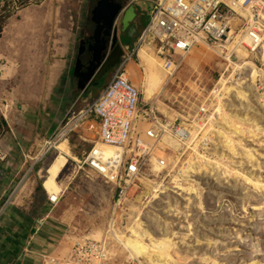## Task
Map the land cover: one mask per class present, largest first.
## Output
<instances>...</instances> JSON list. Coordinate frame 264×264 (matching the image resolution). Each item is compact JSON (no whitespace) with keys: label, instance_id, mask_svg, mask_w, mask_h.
Here are the masks:
<instances>
[{"label":"rangeland","instance_id":"rangeland-1","mask_svg":"<svg viewBox=\"0 0 264 264\" xmlns=\"http://www.w3.org/2000/svg\"><path fill=\"white\" fill-rule=\"evenodd\" d=\"M77 1L81 2L80 0ZM14 2L17 4L15 5ZM19 2H21V4ZM43 2L44 0H0V25L3 24L8 17L16 15L23 8L32 5H41ZM90 3L91 0H88L87 2L85 0L83 3L84 7H86L85 17L87 16L88 8L92 4ZM79 9V12L76 13V9L71 8L74 18L76 15H79L82 6ZM73 21H75V19ZM74 23L75 27L78 26L77 22ZM143 29L136 36L129 49L126 48V52H130L136 46L137 48L140 46L138 44L139 37L141 36ZM74 34L75 30L73 32V38H75ZM73 44L74 41L72 42V46ZM229 45H231V53L233 46L236 44L230 42ZM226 54L223 53L221 55L215 49H211L204 45H198L195 46L192 52L184 59L179 69H170V71L175 73V76L169 83L168 94L170 95V98L168 100L166 99L165 103L174 108V110L178 111L181 115L183 114L182 118L180 116V118L177 119L178 123H182L183 119H186V121H183L186 124H189L192 120H195V114H199L201 107L204 105L203 103L207 102V104H209L208 102L210 101L208 100L212 98L211 90L214 89L217 84H219L220 78L223 74H225V76H227L226 78L230 79L231 81L237 76L234 74L233 77H231L233 69L230 70L231 72H226L225 67H227L228 61L225 59V57H223ZM236 54L238 55L236 56ZM256 54V52H251L246 48H242L238 49L237 53L231 56V60L243 63L247 62V68L244 71L246 72V77L249 80L246 81L245 90L247 93H249L248 97L251 98L250 100H247L245 96L242 97L241 94L237 95L235 92H233L231 96H227V102L230 103L229 105L233 108L237 107V105L242 110H244L243 107H249L248 110L256 111L260 114H263L264 116V108L260 107L261 98L264 95V74L261 72L259 73L258 71V67H263L261 60L263 56L262 52L258 53V58L256 57ZM162 63L165 66L163 59ZM131 64L135 65L134 69L138 73L136 76L134 72L131 76L136 78L135 82L137 84L141 83L144 72L143 68L138 65L139 62L137 53L133 55L127 66V69L128 67L130 68ZM117 67L105 83V86L98 88L100 93L112 79ZM70 79H72V76ZM71 85L76 91L75 78L73 79ZM141 87L142 84L138 86L140 90H142ZM220 91L221 90H218V92ZM75 96L76 95L72 96L73 99L69 98V100H64L61 99L62 96L57 94L56 96H53L52 102L47 101V104H49V102L51 104L45 109L50 110L49 113L52 116L53 124L51 133L47 136L48 142L46 143L45 147L48 148L49 154L43 162V170L41 171L40 179L32 181L33 184H31V186L35 185L36 188H41L43 177L46 175L47 169L49 167H47L46 171L44 170L45 161L55 150L57 152L59 151L56 146L61 142L62 139L65 138L68 140L69 147L71 149L68 148L67 150L69 153L66 155L69 161L64 168V171H62L63 173H61L59 177L60 181L65 179L67 181L63 186V192L60 195L59 202L54 205L49 204L47 212L43 213L38 218L37 225L39 226V234L36 236V241H33L34 246L31 244V246L26 249L28 253L25 252L28 254L26 255L27 257L33 256L37 263H39L41 258L40 254H54L58 255V257L68 256L73 244L78 241L76 240L78 239V234L87 235L90 233L89 231H92L98 227L99 229H102V227L104 229H108L109 223L112 222V219H114L117 229L119 231H124L126 225L131 221L129 219H132V217L135 215L133 207H131L133 205L132 202H135V205L140 203L139 201H136V196L144 188H149L148 184L152 182L150 181V183H145L142 179L140 184L137 183L138 185L136 186L131 185L130 189L126 193L127 195L120 197L118 195V189L116 185L114 187L110 186L111 182L100 173L92 170L94 172V176L96 177H94V179H92V177L86 173V171L91 169L87 166H82V160L84 158L83 155L88 152L95 143H99L96 131L88 130L85 124L79 125L69 134V136L63 135L61 139L57 136V133L62 129L63 126H73L74 117L77 118L81 110H84L87 105L97 97L95 92H86V95L83 97L84 103H82L81 100L76 103ZM142 98L145 102L143 94ZM151 102L154 104V101L151 100ZM45 103L46 102L41 101H28L25 103L17 101L15 102L14 110L16 111L17 117L21 119L19 116L23 110L27 112V116L36 115L37 113L44 110V106L46 105ZM156 105V107L159 109L157 103ZM207 108L209 109V105ZM221 112L223 114H221ZM221 112L218 110L216 111V116L218 117L217 119L220 120L221 123L223 121H226V124H229L227 122L232 123L233 119L228 116L226 117L227 114L225 111ZM208 114H211V112ZM205 117L206 118L204 119L203 123L205 124L204 126L207 125V129L209 124L207 123L208 119L206 115ZM91 119L92 118H89L88 120ZM28 122L29 124L33 123L31 127H36L35 124L37 125V123L34 124V121L33 119L31 120V118ZM213 127L215 129L218 128V132H214L213 136L216 139V142L212 141L210 145H207L208 147L213 148L211 151L212 153L207 155L209 160L206 164H202L200 162H197L198 164H196V167H200V172L196 177L199 178L200 181H203L207 197L205 196L206 193H204L201 198L196 194L186 193H183L182 195L180 194L179 196V194L171 191L173 190V186L170 176L167 178L164 177L163 182L169 190L161 194L159 199L152 202L151 206L145 209L144 219L150 223L152 230L157 235H161L163 233L164 235L172 234L173 236L177 235L179 237L190 234V240L182 238L180 239V237L176 238V240L179 241L178 248L180 251L178 252L183 254L180 257V260L190 261V264H208L206 262L204 263L205 260L202 259L204 256L211 259H218L220 261L225 260L227 261V264H233V261H230L231 258L237 259V261H245L253 257V255L264 259V191L260 193H255L254 191L253 193L251 187L241 178H234L231 180L227 176L229 179V181H227L228 179L225 177V173L220 166L224 159V154L227 153V155H229V152L226 151V135H224V129L221 130L222 127L220 125ZM203 132V130L201 132H196L197 140L207 143L206 140H203ZM262 140V144H264V138ZM247 141L249 144H255L259 140H255L253 137H251V139H248ZM171 145L173 146L171 148L174 150H171L170 147L167 148L166 146L165 152L168 155L173 153L174 155L171 158L173 160L178 156V152L175 149V146L173 144ZM36 151L38 152V150ZM36 151H33L31 154H34ZM190 152L193 151L190 150ZM261 153L263 154L261 159H257L255 162L252 160V163H255V165H257L256 167L261 169L260 171L258 170L259 176L264 177V146L262 147ZM27 154L30 153L28 152ZM22 156L24 158V155ZM75 157L77 160H75ZM188 157L189 152L183 155L181 162H179V166L181 163L186 162ZM171 159L169 158L167 160L170 161ZM248 161H250V159H248ZM204 166H207L208 169ZM30 183L28 182L29 185ZM18 185L19 182L16 181L12 188L17 187ZM139 187L142 188V190ZM235 195L237 196L236 198H238V200L235 199ZM124 197H127L126 202L121 205L117 212H115V210H113V206ZM145 200L146 199L143 201ZM200 203H203V207L200 206ZM39 206L40 205H38L37 208ZM253 207H257L259 210L257 211L258 215L256 218H254V221L250 222L249 219L253 215L251 213L253 212ZM67 210L69 211L67 212ZM113 212H115V214ZM67 213H69V215ZM113 214L115 218H113ZM88 222L89 225H87ZM106 235H109L110 237V234L107 233ZM106 235H103L102 237ZM102 240L103 239L98 241ZM105 250L107 254H110L109 256H111V259L108 257L107 264H140V261L137 259L130 257L128 258V252L123 248V246L119 245L111 238L109 241L107 240ZM55 251L58 253H55ZM223 253L226 255H223ZM25 264H33V262L28 260V262H25Z\"/></svg>","mask_w":264,"mask_h":264},{"label":"bare ground","instance_id":"bare-ground-1","mask_svg":"<svg viewBox=\"0 0 264 264\" xmlns=\"http://www.w3.org/2000/svg\"><path fill=\"white\" fill-rule=\"evenodd\" d=\"M263 4H264V0H263ZM248 18L251 25H254L256 27L258 26V28L262 24L264 25V15L251 16L250 14H248ZM240 24L241 21H239V15H235V16L229 15L228 20H226V28L228 31L225 34L227 36V41H226L227 45L225 47L222 46L215 49L221 55L223 53L224 54L227 53L225 56H223L228 61V65L227 67H225V70L226 72H231L230 70L233 69L231 77H233L234 74H236L237 76L234 77L233 80L231 81L230 79L226 78L227 76H225V74H223L222 77L220 78L219 84H217L216 87L211 90L212 98L208 100L210 101L208 102L209 104H207V102L203 103L204 105L203 107H201V110L204 109V111L206 112V116L208 119L207 123L209 124L208 125L209 127L206 129L207 125L204 126L205 124L203 122L206 117L203 114L200 113L195 114L196 116L195 120H192L191 123L188 124L190 127V131H188L190 135L188 137L192 136L189 143L190 146L188 148H185L183 146L180 147V144L177 142L175 138H173L171 135H167L168 138H166L164 143L162 142L163 143L162 150H165L166 146L167 148L173 147L171 145L173 144L178 152L177 154L178 158L176 157L172 160L171 158L174 155L173 153H170V155H168L166 152H162L161 150L162 153L161 152L160 153L158 152V154L155 153L153 158L150 159L149 162L151 164L147 170L148 174H146L142 178H139L136 181H138L139 184L142 182V179L144 180L145 183H150V181L152 182L148 184L149 188L146 187L142 190V188L139 187L142 191H140V193L138 192L139 194L135 196H136V201H139L140 203L135 205V202H132L133 205L131 207H133L135 215L132 217V219H129L131 221L126 225L124 231H119L114 223V219H112V222L109 223L108 229H104L103 227L102 229H99L98 227L96 229H93L92 231H89L90 233L88 232L89 234L87 235L78 234L77 236L78 239L76 240L93 241V243H95L96 240H101V239L104 240L105 238H108L109 235H106L108 233L110 234L111 239H113L119 245L123 246V248L128 252L127 255L128 258L130 257L137 259L138 261H140V264H190V261L180 260V257L183 254L181 252H178L180 251V249L178 248L179 241L176 240V238L179 237L180 239L182 238V239L190 240L189 237L190 234L189 235L186 234L185 236H179V237L177 235H176L177 237L175 235L173 236L172 234H171L172 236L164 235L163 233L161 235H157L152 230L150 223H148L144 219V213H145V209L151 206L152 202L159 199L161 194L169 190L166 187L165 183L163 182L164 177L167 178L168 176H170L172 181L171 183L173 186L172 187L173 190L171 191L179 194V196L180 194L182 195L183 193H186V194H196L198 197L201 198L204 195V193H206L205 187L203 185V181H200V179L196 177L197 174L200 172L199 170L200 167L199 168L198 166L196 167V164H198L197 162L206 164L209 160V157L207 155L212 153L211 151L213 150V148L208 147L207 145H210L212 141L216 142V139L213 136H214V132H218V128L215 129L213 126L216 127L220 125L222 127L221 130L224 129L223 130L225 132L224 135H226L225 138L227 144L226 151L229 152V155H227V153L224 154L225 155L223 157L224 159L220 165L225 173V177L227 178L228 176V178L231 180L234 178L243 179L251 187L253 193L254 191L255 193L256 192L260 193L264 191V177L259 176L258 174L259 173L258 170L260 171L261 169H258L255 163H252V160L255 162V160L261 159L263 155L261 153V150L262 147L264 146V144H262L263 141L262 139L264 138V116L263 114H260L256 111L248 110L249 107L248 108L243 107L244 110H242L237 105V107L233 108L232 106L229 105L230 103L227 102V96H231L233 92H235L237 95L241 94L242 97L245 96L247 100H250L251 98L248 97L249 93H247L245 90L246 81L249 80L246 77V72L244 71L247 68L246 67L247 62L243 63V62H237L231 60V56L237 53L238 49L246 48L251 52H256L257 58H258V53L262 52L263 57L261 58V60L263 67H258V71L259 73L261 72L264 74V52H263L264 49L260 47L261 45L257 44L255 40L249 35L244 36V39L239 37L240 36L239 34L241 32H244L243 29L245 28V25L241 27L239 26ZM238 29L239 31L235 33V31H237ZM230 42L236 44L235 45L236 50H235V46H233V50L231 53H230L231 45H229ZM198 44L199 43L193 45L192 49L187 54H183V53L177 54L175 58L176 61L178 62L176 63H180V65L175 68H170L166 66L169 69H167L163 65L162 58L157 54L155 49H153V47L150 44L148 43L142 44L141 46L138 47L137 58L139 62L138 65L143 68L144 73H143V80H141V83L138 84L135 82L136 78H134V76H131L134 72L136 76L138 74L137 71H135L134 69L135 65L131 64L130 68L128 67V69L127 66L129 63L126 65V73H127L126 75L128 79L129 80L132 79L136 86L137 85L140 86V84H142L141 87L142 90L140 91L141 94H143L144 96L145 102L150 103L152 100L154 101V104L152 102L151 104L155 107L157 106L156 105L157 103L160 110L157 107L156 108L160 112L161 117H163V119L168 122L170 121L173 122L175 120L177 121V119H179L180 116L182 118L183 115V114L181 115L178 111L174 110V108L170 107L167 103H165V100L166 99L168 100L170 98L169 97L170 95L168 94L169 83L170 81H172L173 77L175 76V73L170 71V69H174V70L179 69L184 59L192 52L195 46H198ZM200 45H204V44H200ZM207 47L210 48V46ZM237 55L238 54H236V56ZM218 90L221 91L218 92ZM141 101H143L142 96H141ZM208 105H209V109L207 108ZM260 107L264 108V95L261 98ZM217 110L219 112L225 111V113L227 114L226 117L228 116L231 119H233L232 123L227 122L229 124H226V121L223 120H222L223 122L221 123L220 120L217 119L218 117L216 116ZM209 111L211 112V114H208L210 113ZM221 114L223 113L221 112ZM183 121H186V119H183ZM202 130L204 131L203 140H206L207 143H204V141L201 140H197L196 132L199 131L201 132ZM251 137L259 141L256 142L255 144H249L247 140L251 139ZM99 146L102 148L103 151V160L106 161L115 158L121 152V148L112 147L108 145H101V144H99ZM56 148L59 151L54 155L53 160L50 163L47 169V173L43 177V182H42L43 189L45 190L49 198L50 196H52L53 198H56L58 196L60 197V195L63 192V186L67 182L66 179L60 181L59 177L69 161L66 155L69 153L67 152L68 148H70L68 140L65 138L62 139L61 142L56 146ZM171 150L174 149L171 148ZM190 150L193 152H190ZM187 152H189L188 160L184 163H181L179 166V162H181V158ZM169 158L171 159L170 161L167 160ZM248 159H250V161H248ZM75 160H77V158ZM162 163H164V165H161ZM204 167L207 168V166ZM86 173L89 174L92 177V179H94L95 176L92 170L86 171ZM229 179L227 181H229ZM110 186L114 187L115 184L110 183ZM128 190L125 192L123 196L127 195L126 193L128 192ZM205 196L207 197V193L205 194ZM236 197L237 196L235 195V199L238 200V198ZM144 199L146 200L143 201ZM126 200L127 197H124L121 200H119L120 202L118 201L117 204L115 205L113 204L114 205L113 210L117 212V210L121 207V205L126 202ZM200 206L203 207V203H200ZM83 210H87V209H83ZM258 210L259 209L257 207L255 208L253 207V212H251L253 215L249 219L250 222L254 221V218H256V216L258 215L257 214ZM68 211L69 210H67V212ZM115 212L113 213L115 214ZM67 214L69 215V213ZM114 214H113V218H115ZM87 225H89V222ZM103 235L106 236L102 237ZM55 253L58 252L55 251ZM109 255L110 254H108V256ZM223 255L226 254L223 253ZM109 258L111 259V256H109ZM67 259L69 261L68 256ZM202 259L205 260L204 263L206 262L208 264H227V261L225 260L220 261L218 259H211L206 256H204ZM230 261L231 262L233 261L232 262L233 264H264V259L259 258L256 255H253V257L245 261L244 260L237 261V259H233V258H231Z\"/></svg>","mask_w":264,"mask_h":264},{"label":"crops","instance_id":"crops-1","mask_svg":"<svg viewBox=\"0 0 264 264\" xmlns=\"http://www.w3.org/2000/svg\"><path fill=\"white\" fill-rule=\"evenodd\" d=\"M80 1L44 0L41 5L23 8L0 25V264L33 260L31 253L32 257H27L25 251L31 244L34 246L39 234L37 220L50 204L43 186H31L32 181L40 179L49 154L45 147L53 124L46 107L57 94L64 100L76 95L75 102L84 103L86 92L76 85L75 91L71 85L86 19L85 0ZM131 1L142 7L143 29L149 20L150 1ZM81 6L74 18L71 8L77 13ZM93 92L100 94L98 88L90 93ZM17 101H41L46 105L36 115L27 116L23 110L19 119L14 110ZM30 118L36 127H31ZM33 151L36 152L31 154ZM16 181L19 185L12 188Z\"/></svg>","mask_w":264,"mask_h":264},{"label":"built area","instance_id":"built-area-1","mask_svg":"<svg viewBox=\"0 0 264 264\" xmlns=\"http://www.w3.org/2000/svg\"><path fill=\"white\" fill-rule=\"evenodd\" d=\"M149 1V20L138 44H150L167 67L179 66L175 56L179 53L187 54L197 43L212 49L225 47V34L228 31L226 20L229 15H239V26L245 25L244 32L239 34L240 38L249 35L264 49V25L259 28L251 25L248 18V14L264 15L263 0ZM137 50L136 46L130 52L124 51L119 66L103 91L81 110L77 118L74 117L73 126H63L57 133L61 139L63 135L69 136L79 125L85 124L88 130L96 131L99 143H95L83 155L82 166H87L114 183L120 197L131 185L136 186V180L148 174L149 161L155 153L161 152L167 135H171L180 147L185 148L190 146L192 138L188 137V123H178L176 120L168 122L161 117L155 106L141 101L140 89L126 75V65ZM199 113L206 115L204 109H200ZM99 144L121 148V152L109 161L103 160ZM59 199V196H50L49 203L54 205ZM109 239L96 240L95 243L85 240L75 242L68 255L69 261L67 256L58 257L54 254H40L39 263L34 258L29 261L33 264H107L109 256L105 249ZM25 252L28 253L27 250Z\"/></svg>","mask_w":264,"mask_h":264},{"label":"flooded vegetation","instance_id":"flooded-vegetation-1","mask_svg":"<svg viewBox=\"0 0 264 264\" xmlns=\"http://www.w3.org/2000/svg\"><path fill=\"white\" fill-rule=\"evenodd\" d=\"M100 0H91V5L88 8L87 16L85 19L84 29L81 33V38L79 40L78 46H77V52H76V58L75 63L77 61V58L79 56L80 50L82 49L81 59L84 61L86 67L90 65V61H93L95 63H98L100 60L101 62L104 59V53L106 51H109L111 49V44L113 41V36L115 29L117 28V37H118V43L122 45L123 50L130 47L136 38V36L141 32L142 30V7L139 5V3L132 2L131 0H114L116 2L124 1L126 3V6H139L141 9V16L139 17V20L134 23L130 22L128 27L124 28V23L122 22V17L118 19L117 21H114V28H110L111 19H110V11L108 6H104L106 9H100L96 14H94L95 8L99 5ZM131 1V2H130ZM105 10V11H104ZM99 21L100 23H98ZM93 56L95 58L93 59ZM75 67V64H74ZM116 66H110L107 67L103 72L101 71V74H99V78L95 81V83H98V86H92L88 89V93L93 90V88H101L107 80L110 78V76L113 74ZM99 69V68H98ZM97 69V70H98ZM86 70V68H84ZM76 86L78 87V79L75 78ZM94 83V84H95Z\"/></svg>","mask_w":264,"mask_h":264},{"label":"water","instance_id":"water-1","mask_svg":"<svg viewBox=\"0 0 264 264\" xmlns=\"http://www.w3.org/2000/svg\"><path fill=\"white\" fill-rule=\"evenodd\" d=\"M104 6H108L110 11V28H114V21H117L121 17L122 22L124 23V28H126L128 27L130 22L136 23L142 14L139 6L131 5L129 7L126 6V3L124 1L116 2L114 0H100L99 5L94 10V14H96L101 8L103 9ZM97 22L100 23L99 21ZM82 49L83 48H81L79 56L75 63L73 74L74 78L78 79L79 90L85 93L88 92V89L92 86H98V83H95V81L99 78V74H101V71L103 72L107 67L116 66L120 63L125 50H123L120 42L118 43L117 28L114 32L111 49L104 53V59L102 62L100 60L98 61V63L90 61V65L86 67L84 61L80 56L83 53ZM94 58L95 56H93V59ZM84 68H86V70H84Z\"/></svg>","mask_w":264,"mask_h":264},{"label":"trees","instance_id":"trees-1","mask_svg":"<svg viewBox=\"0 0 264 264\" xmlns=\"http://www.w3.org/2000/svg\"><path fill=\"white\" fill-rule=\"evenodd\" d=\"M0 29H1V26H0ZM56 150L52 153V155H50L47 160L45 161V168L44 170L46 171L47 167L49 166V164L51 163L52 161V158L54 157V155L56 154Z\"/></svg>","mask_w":264,"mask_h":264}]
</instances>
